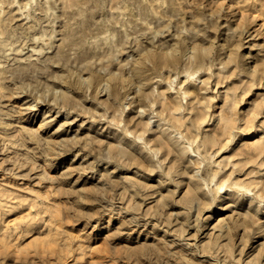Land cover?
<instances>
[{
	"label": "rangeland",
	"instance_id": "374dc122",
	"mask_svg": "<svg viewBox=\"0 0 264 264\" xmlns=\"http://www.w3.org/2000/svg\"><path fill=\"white\" fill-rule=\"evenodd\" d=\"M0 264H264V0H0Z\"/></svg>",
	"mask_w": 264,
	"mask_h": 264
},
{
	"label": "bare ground",
	"instance_id": "6f19581e",
	"mask_svg": "<svg viewBox=\"0 0 264 264\" xmlns=\"http://www.w3.org/2000/svg\"><path fill=\"white\" fill-rule=\"evenodd\" d=\"M54 94H55V93H54ZM60 96H61V94H60ZM60 96H59V97H60ZM55 97L58 98L57 96H55Z\"/></svg>",
	"mask_w": 264,
	"mask_h": 264
}]
</instances>
